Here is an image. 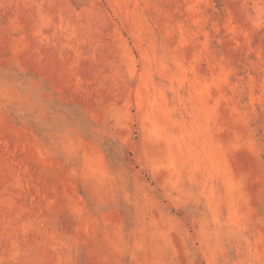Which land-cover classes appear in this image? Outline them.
Masks as SVG:
<instances>
[{"label": "rangeland", "instance_id": "1", "mask_svg": "<svg viewBox=\"0 0 264 264\" xmlns=\"http://www.w3.org/2000/svg\"><path fill=\"white\" fill-rule=\"evenodd\" d=\"M0 264H264V0H0Z\"/></svg>", "mask_w": 264, "mask_h": 264}]
</instances>
